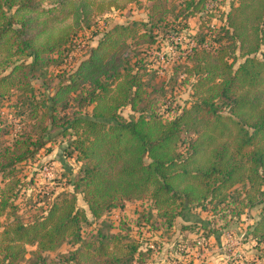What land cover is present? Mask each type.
<instances>
[{
    "label": "trees",
    "instance_id": "16d2710c",
    "mask_svg": "<svg viewBox=\"0 0 264 264\" xmlns=\"http://www.w3.org/2000/svg\"><path fill=\"white\" fill-rule=\"evenodd\" d=\"M138 1L107 0V8ZM102 2L0 0V107L14 96L10 115L18 119L5 123L0 115V216L6 218L0 264H20L26 244L36 245L27 264H132L138 241L99 233L96 241L81 242V225L145 199L166 227L186 208L205 203L232 216L257 209L248 237L264 244V0H234L223 22L206 27L198 40L191 37L184 72L192 78L193 100L171 118L154 108L147 71L124 48L137 35L151 44L159 32L178 35L187 27L181 20L200 16L208 0L179 1L176 24L167 22L176 0H149L147 22L109 24L52 90L50 72L49 81L37 79V71L46 75L64 63L78 29L91 28L90 7ZM155 28L161 31L153 35ZM126 107L133 113L127 118ZM26 120L28 128L19 123ZM13 130L9 142L4 136ZM58 137L66 138V157L79 162L69 173L71 189L23 222L16 166ZM77 193L87 211L78 208ZM64 241L81 244L48 261L43 252Z\"/></svg>",
    "mask_w": 264,
    "mask_h": 264
},
{
    "label": "rangeland",
    "instance_id": "374dc122",
    "mask_svg": "<svg viewBox=\"0 0 264 264\" xmlns=\"http://www.w3.org/2000/svg\"><path fill=\"white\" fill-rule=\"evenodd\" d=\"M179 1L181 0H176V6L167 15L169 24H176L179 21V18H175V15L181 16ZM231 2L234 0H208L200 16L195 15L181 20V24H186L187 27L181 29L178 35L162 33L166 35L162 37L159 32L157 40L152 44L149 36L140 38L137 35L128 39L124 53L129 54L130 61H138V64L146 69L147 74L144 75V79L148 83L147 96L153 101L154 108L157 107L164 117H173L180 109L188 107L193 100L190 96L192 78L184 72L187 63H185V54L193 44L191 37L197 35L199 37L195 38L198 40L200 35L208 31L206 27L223 22L224 14ZM149 5V0H139L111 10L107 8V0H103L102 3L90 7L91 28L78 29L64 63L60 67H48L46 75L37 71V79L49 81L50 72L52 80L49 81L51 86L49 88L52 90L58 80H64L65 74L76 67L77 63L96 45L97 33L104 31L112 23L147 22ZM206 13H212L216 17ZM156 30L161 31L155 28L153 35ZM143 31V26H140L138 33ZM151 74H154L153 79L150 78ZM16 102L14 96L1 101L4 104L0 107L3 122L15 123V120L17 122L18 119L10 115L13 108L9 107ZM122 114L126 118L133 115L127 107L122 110ZM44 121L47 122V119L45 118ZM19 123L22 126L25 124L28 128L27 120ZM15 131L4 136L5 139L11 142ZM66 143V138L58 137L54 143H49L45 148L40 149L30 160L16 166L21 188L15 202L18 205L17 215L23 222L27 223L44 213L55 194L71 189L68 182L69 173L77 171L79 162L66 157ZM46 147H50L52 151L47 153ZM0 186H2L1 177ZM76 196L78 208L87 211L82 194L77 193ZM231 213L227 208L223 209L222 206L210 203L198 207L191 206L176 217L174 225L166 227L162 224V219L156 216L149 199L133 200L126 202L123 209H113L89 224L83 222L81 242L96 241L95 237L99 233L108 237L110 234H119L123 236L121 241L124 243L138 241L139 248L132 264H264V244L258 246L248 237L257 209L247 211L240 216H232ZM11 218L12 216L9 217ZM4 221L6 218L0 216V231L3 229L1 224ZM81 242L64 241L54 250L44 251L43 255L48 261L55 259L60 253L77 249ZM113 243L112 241L110 245ZM24 247L25 258L20 264H27L31 251L36 249V245L30 244ZM69 264L77 263L71 261Z\"/></svg>",
    "mask_w": 264,
    "mask_h": 264
}]
</instances>
